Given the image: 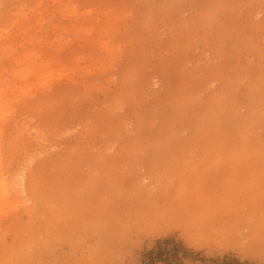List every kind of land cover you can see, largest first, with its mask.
I'll return each mask as SVG.
<instances>
[{"label": "rangeland", "instance_id": "1", "mask_svg": "<svg viewBox=\"0 0 264 264\" xmlns=\"http://www.w3.org/2000/svg\"><path fill=\"white\" fill-rule=\"evenodd\" d=\"M0 116V264H264V0H0Z\"/></svg>", "mask_w": 264, "mask_h": 264}, {"label": "bare ground", "instance_id": "2", "mask_svg": "<svg viewBox=\"0 0 264 264\" xmlns=\"http://www.w3.org/2000/svg\"><path fill=\"white\" fill-rule=\"evenodd\" d=\"M248 96L249 93L248 95L244 96V98L246 99ZM5 121L6 120L0 116V138L4 133ZM243 123H245V121H239L237 128ZM245 135L246 133L239 130V137L245 139ZM11 138L14 140L13 137ZM14 142L17 144V146L14 145L13 147L11 144H9L4 151L3 146L1 151L0 145V213L1 210H3V206L10 201L9 199L11 195H13L12 191L16 193L27 194V192H29L30 190L35 189L38 182L36 174L39 172V170H34L33 168L29 169L28 171L26 170L27 168L33 166L35 160L38 157L37 153H30L26 156V167L20 173H18L17 175H15L14 173V175L9 176V178L8 176H4L3 172H5V167L3 166V159L8 160L11 157L15 156V149H20L21 146L20 143L16 140H14ZM246 148L251 150V143H247Z\"/></svg>", "mask_w": 264, "mask_h": 264}]
</instances>
